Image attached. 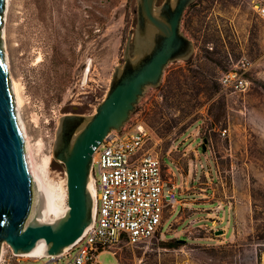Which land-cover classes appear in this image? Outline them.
I'll return each instance as SVG.
<instances>
[{"label":"rangeland","instance_id":"rangeland-1","mask_svg":"<svg viewBox=\"0 0 264 264\" xmlns=\"http://www.w3.org/2000/svg\"><path fill=\"white\" fill-rule=\"evenodd\" d=\"M255 1L194 0L181 21L194 45L191 57L165 67L159 85L146 89L128 121L144 122L160 138L158 155L175 172L174 181H182V197H192L189 192L201 197L199 188L215 189L219 217L224 203L232 202L227 214L234 238L211 240L210 210L194 208L208 206L203 196L178 204L171 217L166 214L162 234L122 245L118 255L123 262L264 264V21L253 10ZM135 23V0H9L3 26L9 77L20 84V118L35 161L50 156L49 180L65 178L63 165L51 155L58 118L94 113L114 68L122 64ZM242 56L251 61L246 128L236 111L239 96L219 83L222 72ZM227 124L228 138L220 135ZM216 221L219 238L224 221ZM2 248L0 264L26 259L12 256L6 244ZM98 260L115 264L116 259L103 253Z\"/></svg>","mask_w":264,"mask_h":264},{"label":"water","instance_id":"water-1","mask_svg":"<svg viewBox=\"0 0 264 264\" xmlns=\"http://www.w3.org/2000/svg\"><path fill=\"white\" fill-rule=\"evenodd\" d=\"M6 1L0 0V253L6 244L12 254L25 256L43 240L44 254L57 255L92 222L88 183L94 149L107 134L125 126L146 89L159 85L170 62L191 57L194 45L182 32L181 21L194 0H135V29L104 98L90 115L58 118L51 155L63 165L66 210L50 222L51 199L29 164L16 115L2 36Z\"/></svg>","mask_w":264,"mask_h":264},{"label":"built area","instance_id":"built-area-1","mask_svg":"<svg viewBox=\"0 0 264 264\" xmlns=\"http://www.w3.org/2000/svg\"><path fill=\"white\" fill-rule=\"evenodd\" d=\"M253 10L264 21L262 0L254 2ZM250 67L251 61L242 56L222 72V89L243 96L250 85ZM227 134L228 127L220 131L221 136ZM159 140L152 128L141 121L128 122L120 131L107 134L92 154L91 224L60 254L20 256L26 259L16 264H107L98 260L103 253L114 256L115 264H141V260L123 262L118 249L148 242L162 234L165 215L171 217L179 204L174 172L158 155ZM206 140L211 143L209 138ZM207 149L210 152L209 146Z\"/></svg>","mask_w":264,"mask_h":264},{"label":"bare ground","instance_id":"bare-ground-1","mask_svg":"<svg viewBox=\"0 0 264 264\" xmlns=\"http://www.w3.org/2000/svg\"><path fill=\"white\" fill-rule=\"evenodd\" d=\"M8 3H9V0L6 1L5 19H6L7 10H8ZM2 36L5 39L4 29L2 32ZM6 61H7L8 67H9L8 59H6ZM11 86H12V91H13L14 100H15L17 119H18L20 126H21V129H22L24 142L27 145L26 153H27L29 164L33 170V173L35 174L36 178L38 179L39 183L44 188V190L49 194L50 199H51V210H50L48 217H47V221L50 222V221H53L55 218L61 216L66 210L65 178H63L61 181H59L57 183L51 179L49 180L48 165H49V161H50V156H45L44 158H42L41 163H38L37 161H35V159L33 157L32 149L29 146V140H28V137L26 134L25 127L22 123V119L20 118V111L19 110L22 107V103H23L22 95L20 93V91H21L20 84L18 81L11 78ZM25 148H26V146H25ZM38 148H39V145L36 149H38ZM88 190L90 191V193L92 195V186H91L90 182L88 183ZM44 255H45L44 254V241L42 240L41 243L39 244V246L34 251H32L31 253H29L23 257L39 258V257H42ZM17 256H21V255H17Z\"/></svg>","mask_w":264,"mask_h":264},{"label":"crops","instance_id":"crops-1","mask_svg":"<svg viewBox=\"0 0 264 264\" xmlns=\"http://www.w3.org/2000/svg\"><path fill=\"white\" fill-rule=\"evenodd\" d=\"M261 32H264L263 30ZM230 94H235V93H232V92H228ZM236 95V94H235ZM239 96V97H238ZM238 99H237V103H238V106H237V112L243 116V127L246 128V115L247 113L249 112V109H248V106H247V103H246V93L243 95V96H240V95H237ZM241 125V124H240ZM239 126V124H238ZM227 127H228V134L226 136H222V137H229L230 136V132H229V124H227ZM195 151V150H194ZM196 152V151H195ZM171 163L173 164V162L171 161ZM174 166V165H173ZM171 169V168H170ZM174 169L176 170L177 168L174 166ZM173 170V169H171ZM174 172V171H173ZM174 175H175V172H174ZM179 175H182L181 173H179ZM175 183L176 185L178 186V196H179V205L180 206H183V205H187V204H190V203H193V202H188V201H196L198 200V198H202L203 196H206L208 197V201H207V204L208 206L207 207H194L196 209H203V210H210V212L206 213L207 216H212V220H211V224H212V230H213V237L211 238V240L213 242H223V241H230L232 238H234V224H233V221L230 220V216L229 214H227L229 208H231V201L228 202V205L224 203V206H225V211H223V217H219L217 215L220 214V208H221V201L219 200V198H217L215 196V189L212 188V190H208V191H205L206 188H199V192L197 193V196H201V197H196L195 196V193L193 192H189V193H186V194H190L192 193V197L190 198H187V197H182V193H184V187L182 186V181L181 182H178V177H176L175 179ZM187 184V183H186ZM181 187V192H179V188ZM185 188L188 190L189 188H193V186L189 187V186H185ZM181 195V197H180ZM194 195V196H193ZM230 205V206H229ZM204 218V217H203ZM208 220H209V217H207ZM218 220H222L221 222L224 221V226H223V231H222V235L221 237L219 238H216V233L218 232L217 229L214 226V224H218L219 222L216 221V219ZM217 231V232H216ZM215 244V243H213Z\"/></svg>","mask_w":264,"mask_h":264},{"label":"trees","instance_id":"trees-1","mask_svg":"<svg viewBox=\"0 0 264 264\" xmlns=\"http://www.w3.org/2000/svg\"><path fill=\"white\" fill-rule=\"evenodd\" d=\"M178 241H179V240L175 241V243L178 242ZM172 246H174V245H172Z\"/></svg>","mask_w":264,"mask_h":264},{"label":"flooded vegetation","instance_id":"flooded-vegetation-1","mask_svg":"<svg viewBox=\"0 0 264 264\" xmlns=\"http://www.w3.org/2000/svg\"><path fill=\"white\" fill-rule=\"evenodd\" d=\"M131 35H132V34H131ZM131 35H130V36H131Z\"/></svg>","mask_w":264,"mask_h":264}]
</instances>
